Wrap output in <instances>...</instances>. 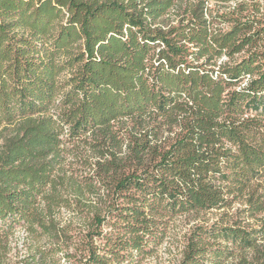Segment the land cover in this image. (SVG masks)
Segmentation results:
<instances>
[{"label":"trees","instance_id":"trees-1","mask_svg":"<svg viewBox=\"0 0 264 264\" xmlns=\"http://www.w3.org/2000/svg\"><path fill=\"white\" fill-rule=\"evenodd\" d=\"M68 155L87 172L67 174ZM263 183L259 2L0 0V264L19 226L48 264L63 207L88 217L86 264H106L152 253L177 216L242 198L263 229L198 226L182 264H222L223 242L264 264Z\"/></svg>","mask_w":264,"mask_h":264},{"label":"rangeland","instance_id":"rangeland-1","mask_svg":"<svg viewBox=\"0 0 264 264\" xmlns=\"http://www.w3.org/2000/svg\"><path fill=\"white\" fill-rule=\"evenodd\" d=\"M255 2H259L261 10L264 12V0H255ZM250 3L252 4L251 1H248V4ZM235 4V2L220 3L218 1H210L209 6L215 11L219 10L224 12ZM249 9L253 10V6H249ZM228 26L227 24L220 25V27L225 29L228 28ZM68 147L72 148L73 145L71 144ZM74 161L73 155L67 156V162L65 163L67 174H77L80 176V174L87 172ZM260 192H264V190L260 188ZM244 200L245 198L236 200L230 208L212 210L207 213L177 216L167 224L166 237L152 253L142 255L133 253V260L124 262L110 260L107 261L106 264H182L188 239L191 232L198 226L209 228L214 224L219 226L235 225L247 231H261L263 229L262 222L260 221L262 215L250 217L249 212H246L248 207ZM58 218L62 226L69 225L70 227L67 238L63 239L60 243L61 251H58L54 256L50 255L47 259L48 264H86L89 260L87 248L88 245H90L88 244L87 237H85L90 223L88 217L76 214L72 209L63 207L58 214ZM101 230L110 232L111 228L104 226ZM11 240V264H34V262H32L34 247L31 246L32 243L30 240H27L25 229L21 226L17 227ZM258 243L264 246L263 240H259ZM38 245L42 250L54 249L56 246L54 243L46 242L44 239ZM104 246V239L99 237L94 239L93 247L99 249V253H103L102 249ZM221 247L223 249L230 248L233 250L230 257L223 258L221 261L222 264H257V262L254 261L252 250H239L238 248H233L230 244L226 245L224 242L221 243ZM36 259L38 260V257Z\"/></svg>","mask_w":264,"mask_h":264}]
</instances>
